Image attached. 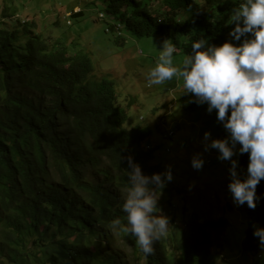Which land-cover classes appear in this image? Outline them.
Listing matches in <instances>:
<instances>
[{"label": "trees", "instance_id": "16d2710c", "mask_svg": "<svg viewBox=\"0 0 264 264\" xmlns=\"http://www.w3.org/2000/svg\"><path fill=\"white\" fill-rule=\"evenodd\" d=\"M0 1V264H216L213 251L228 227L224 218L202 220L192 213L180 224L170 218L147 258L134 237L111 228L113 218L124 216L127 158L145 175L163 173L152 162L154 149L142 146L151 131L123 127L127 114L116 105L115 84L94 71L86 53L69 54L58 40L35 33L33 22L18 20L12 0ZM101 1L116 21L111 28L171 39L183 53L200 37L213 45L230 40V11L238 3ZM182 93L180 106L196 109L192 96ZM236 161L243 179L247 153ZM173 191L166 183L159 197ZM256 194L254 220L264 227V180ZM167 204L174 206L169 199ZM252 232L246 231L239 250L262 264Z\"/></svg>", "mask_w": 264, "mask_h": 264}, {"label": "rangeland", "instance_id": "374dc122", "mask_svg": "<svg viewBox=\"0 0 264 264\" xmlns=\"http://www.w3.org/2000/svg\"><path fill=\"white\" fill-rule=\"evenodd\" d=\"M10 3L17 11L18 20L34 23L35 33L51 42L58 40L71 55L79 51L86 53L94 71L114 82L116 105L127 114L125 129L149 128L150 137L142 146L154 149L152 162L160 164L163 172L170 166L172 174L167 186L174 191L167 198L159 197L161 213L169 219L174 217L179 224L192 213L202 220L226 219L228 227L213 251L215 263L254 264L251 256L241 255L240 243L248 229L264 227L254 220L255 208L233 203L227 190L229 161L218 160L215 149L204 150L205 132L210 133L209 139H221V124L216 120L215 110L208 113L206 105H198L193 111L184 110L177 101L183 89L176 78L162 85H147L146 73L155 65L157 50L166 38L138 36L111 28L116 21L105 13L101 0H12ZM152 7L156 10L158 6L153 3ZM74 11H81L82 15L71 17ZM182 55L178 49L174 62H179ZM169 131L173 133L171 137L167 136ZM197 153L204 161L199 170L190 164ZM167 199L173 207H169ZM258 254L264 260V249L258 247Z\"/></svg>", "mask_w": 264, "mask_h": 264}, {"label": "clouds", "instance_id": "9594fccd", "mask_svg": "<svg viewBox=\"0 0 264 264\" xmlns=\"http://www.w3.org/2000/svg\"><path fill=\"white\" fill-rule=\"evenodd\" d=\"M228 24L233 25L228 32L230 40L220 45L210 44L203 37L191 40L190 52H184L179 62H174L178 51L175 43L163 40L155 65L145 79L151 87L176 78L183 95H191L197 105H206L208 113L215 110L216 120L227 135L224 139H209L210 133L205 132L204 150L215 149L218 160L229 161L227 190L233 203L254 209L260 199L256 186L264 180V0H238ZM172 135L171 131L167 134ZM244 153L248 163L241 179L237 161L232 158ZM127 162L130 171H126L128 182L121 205L124 216L109 223L117 233L134 237L147 258L154 252V243L170 227L169 218L158 208V200L166 183L172 180L171 167L149 176L142 173L131 156ZM203 163L199 153L190 160L195 170L201 169ZM252 235L264 249V228L254 227ZM256 259L262 260V255L257 254Z\"/></svg>", "mask_w": 264, "mask_h": 264}]
</instances>
